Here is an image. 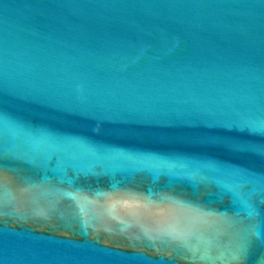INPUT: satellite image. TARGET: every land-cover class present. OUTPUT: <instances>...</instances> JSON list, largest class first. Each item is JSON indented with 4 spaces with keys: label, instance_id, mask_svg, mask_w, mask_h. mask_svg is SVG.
<instances>
[{
    "label": "water",
    "instance_id": "1",
    "mask_svg": "<svg viewBox=\"0 0 264 264\" xmlns=\"http://www.w3.org/2000/svg\"><path fill=\"white\" fill-rule=\"evenodd\" d=\"M0 264H264V0H0Z\"/></svg>",
    "mask_w": 264,
    "mask_h": 264
}]
</instances>
